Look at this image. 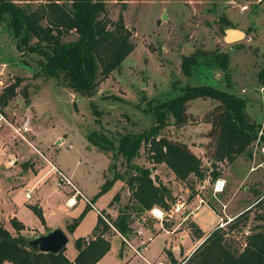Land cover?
I'll return each instance as SVG.
<instances>
[{"label": "rangeland", "instance_id": "1", "mask_svg": "<svg viewBox=\"0 0 264 264\" xmlns=\"http://www.w3.org/2000/svg\"><path fill=\"white\" fill-rule=\"evenodd\" d=\"M24 1L20 2L24 4ZM39 1L41 0H30L29 4L34 7ZM104 1L111 18H117L121 13L124 23L131 29L134 47L118 68L99 80L97 90L90 96L75 93L57 79L41 73L36 62L39 55L21 54L14 45V40L0 26V93L8 83L18 82L14 87V94L6 104H0V113L12 122L20 120L33 109L30 104L32 99L38 118L42 121L41 125L45 128L43 132L47 136L46 143L50 147L41 148L37 143H34V146L41 148L51 161L55 149L61 161L70 166L75 165L77 172L83 176L87 184L88 189L82 191L90 203L93 201L92 190L97 186L99 188L102 182L112 178L116 173L121 174L122 178L115 179L113 184L102 195L100 194L103 202L108 198L100 209V215L110 219L114 217L112 215H115L116 208L132 201L131 190L126 183V177L132 170L125 164L123 158L116 154L115 149L111 148V144L117 142L121 132H136L148 128L154 118L146 108H149L151 103H155L156 99L174 97L179 94L180 88L188 84L201 83L205 78L215 86L244 96L247 99L246 111L250 119L264 124V86L258 76L260 71L264 72V0ZM226 20H229L231 25H227ZM231 26L243 30L244 36L239 40L227 42L223 38L224 30ZM75 37L76 33L70 31L63 36V39L70 40ZM218 51L228 54V68L225 71L229 81L225 79L224 71L213 59H210L209 55ZM190 54H198L199 60L205 62L206 77L202 76L201 79L195 72L189 75L183 71L182 58ZM23 88L26 90L23 91ZM152 97L154 100H151ZM216 103V99L208 96L192 97L186 103V122L176 124L171 117L161 129V133L168 138L184 142L192 151L198 153L204 167L203 179L192 174L185 180L176 178L165 163H154L148 158V145L145 143L140 146L138 155L133 159V162L140 165L154 167L152 176L155 181H162L172 191L173 200L170 201L172 207L169 209L173 211L163 212L162 218L152 214L153 217L170 229L178 224L180 229L190 231L193 236L195 229L189 225V218L183 219L189 207L199 205V197H203L205 203L222 213L223 206L220 201L226 200L229 196L226 191L214 192V181L209 182L208 154L211 123L208 117L209 111ZM27 107L30 109L27 110ZM95 109L98 111L96 112ZM62 131H64V142L52 143L51 135L57 132L62 134ZM89 132H92L94 138L105 146L88 140L86 135ZM260 145L253 143V156L250 159L239 158L246 160V163L250 160L256 166L264 155ZM80 152L89 155L77 164L76 160L80 158ZM33 153L39 157L40 164H46L36 152ZM1 158L2 156H0V165ZM227 164L229 163L220 165L225 172L228 171ZM257 169L253 172L258 171L261 193L260 195L254 193L248 199L253 202L246 211L247 219L244 221L241 218L232 227L223 225L227 230L226 241L234 249L240 250L243 247L247 233L263 230L264 219L261 218V213L264 209V197L259 202H255L264 195V166H259ZM250 183L248 176L239 187V197L244 195V185ZM45 186L51 190V193L54 192L50 181L47 180ZM17 193V199L24 198V191L21 188L16 191ZM31 193L32 199L29 202L34 203L38 194L34 187ZM115 194L118 198H114ZM93 202L100 207L97 200ZM237 202L242 201L238 198L234 203ZM90 203L86 201V204ZM229 205L230 203L226 212L234 206L228 207ZM175 206L178 208L175 209ZM20 209L24 215H28V212L32 213L31 210L34 212L32 205L29 204L23 203ZM142 215L145 224L152 223L153 218L150 214ZM211 215L207 207L199 210L197 219L203 228L211 225ZM135 221L138 224L139 220ZM230 221L232 223L233 220ZM85 223L87 220H84L83 224ZM150 235L152 239L142 251L143 254L151 261H166L167 258L169 262L171 256L161 252L164 235ZM203 240L204 235L198 239L199 243ZM189 244L191 241L188 238L183 240V249ZM73 247L74 241L70 237L66 248L69 251ZM119 248V238H113L100 264H122L118 255ZM133 264L145 263L136 257Z\"/></svg>", "mask_w": 264, "mask_h": 264}, {"label": "trees", "instance_id": "2", "mask_svg": "<svg viewBox=\"0 0 264 264\" xmlns=\"http://www.w3.org/2000/svg\"><path fill=\"white\" fill-rule=\"evenodd\" d=\"M20 1L23 0H0L1 29L14 40L21 54L39 55L36 62L41 73L57 79L75 93L92 95L97 90L99 80L118 68L134 47L131 29L124 23L121 13L117 18H111L104 0H41L34 7L29 4L30 0H25L24 4ZM225 23L231 25L229 20ZM70 31H74L76 37L64 40L63 36ZM209 56L224 71L225 79L229 81L225 71L228 68V54L218 51ZM198 57V54L183 56L181 67L186 74L195 72L200 78L206 77V64ZM258 76L264 85V72L260 71ZM17 85L18 82L13 81L1 91V105L6 104ZM195 96H208L217 100L208 117L211 123L208 154L210 182L219 176L220 165L238 157L250 159L253 156V143L264 144V124L250 119L244 96L215 86L205 78L201 83L188 84L180 88L176 96L156 99L146 108L154 118L148 128L121 132L117 142H112L111 148L132 170L126 177L132 201L117 208L116 216L108 219L109 222L99 215L93 236L88 239L79 236L74 240L77 254L73 260L65 255V247L58 252L30 247L26 242L28 238L19 233L24 225L16 218H10L17 234H11L0 225V264L4 261L7 264H94L110 248V236L104 233L109 232L112 226L128 238L133 231L134 220H143L145 224L142 214L153 216V207L172 212L173 209H169L170 201L173 200L171 189L162 181H155L152 176L154 167L140 165L133 159L145 143L148 145V158L154 163H165L176 178L185 180L191 174L199 179L204 178L201 157L186 143L172 140L161 133L171 117L173 123L186 122V103ZM91 104L94 106L93 101ZM86 137L95 144L105 146L94 138L92 132L87 133ZM117 178H122V175L116 173L106 179L95 196L106 191ZM114 198H118V195L115 194ZM251 206L235 215L231 219L232 223L227 221L226 225L235 226L241 218L245 221L246 211ZM32 209L43 220L39 206L33 204ZM261 218L264 219V209ZM189 225L195 229V236L203 234L194 221L190 220ZM262 227L263 230L247 233L244 245L239 250L232 248L226 241L227 230L217 225L190 254L180 261L174 259L172 264H263L264 225ZM166 252L169 257L172 256L170 251Z\"/></svg>", "mask_w": 264, "mask_h": 264}, {"label": "crops", "instance_id": "3", "mask_svg": "<svg viewBox=\"0 0 264 264\" xmlns=\"http://www.w3.org/2000/svg\"><path fill=\"white\" fill-rule=\"evenodd\" d=\"M30 104L33 108L32 110L35 112L31 110L33 114L31 111L26 113V117L30 119V129L25 134L31 143L18 138L7 124L0 121V156H2L0 165V225L7 229L11 234H17V230L14 229L10 223V218H16L24 225V227L19 230L22 235H29L32 237L34 234L46 232L48 229L54 227H60L66 233L68 240L72 237L74 241L79 236L88 239L93 236L94 226L101 213L100 209L103 208L105 205L104 203L108 199L107 198L103 202L100 195L95 196L103 182L100 184L99 188L97 186L91 191L92 200H97L100 207L96 206L93 201H91L92 204H86V201L80 195L72 197V199L75 198L73 204L67 203V199L72 193L71 187H57L55 184L56 173L50 168V165L46 160L49 158L41 149L43 146L44 148L50 147V145L46 143L45 137L47 136H45L43 132V129L45 128L41 125L42 121L38 118L32 99H30ZM26 109L28 110L30 108L27 107ZM22 118L24 117H21V119ZM63 133L64 131H62V134L57 132L51 135L52 143L64 142L65 138L63 137ZM34 143H37L41 148H36ZM260 147L261 152L264 154V144H261ZM33 152H36L47 165L40 164L39 157L34 155ZM80 153V158L76 160L77 164H80L81 159L87 158V155H89L84 152ZM52 159L53 163L57 164L72 178L81 191L82 189H88L83 176L77 172L75 165L70 166L68 163L61 161L58 151L55 149ZM237 164H240L241 166H235ZM257 166H264V155L261 156L260 160L256 163V166L253 165L250 160L246 163V160L239 157L227 164L228 171L225 172L221 169L222 171L218 176L224 181V189L218 193H224V191H226L229 195L226 200L220 201V204L223 206V208H221L222 213L219 210H215L210 204L201 203L195 207L190 206L189 210L183 216V219L189 218V220L194 221L202 230L204 238L215 226H223L226 224L227 221L231 220L235 215L241 212L242 209H246L251 205L253 201L250 202L248 199L254 195V193L260 195L261 190L259 186L261 182L258 179V171L253 172V170H258ZM248 176H250L251 183L250 185H244V195L243 197H239V187ZM47 180L53 185V194L51 193V190L45 186ZM33 187L38 194L34 203H31L29 201L32 199L31 189ZM20 188L24 191V198H20L19 200L17 199L18 193L16 194V191ZM26 191H30L29 197L26 196ZM238 198L242 201L240 202L241 204L238 203L239 201L237 204L234 203ZM232 200L234 201L231 202ZM246 201H248V203H246ZM23 203L38 205L41 209L43 220H41V218L32 210V213L28 212V215L22 214L20 208L23 206ZM229 203L230 205L228 207L234 206L231 210L226 212L225 210ZM204 207H207L208 212L212 213L210 220L211 225L206 228H203L197 219L199 210ZM116 214L117 208L115 215H111L115 217ZM152 218V223L149 225L144 224L143 220H139L138 224H136V221L134 220L132 223L133 231L128 238L121 235L113 226L109 232L104 233L105 235L110 236V245L113 238H119L120 248L118 255L122 260V264H133V260L136 257L140 258L145 264H153L158 261L163 262V264H172L174 259L177 261L182 260L200 244L198 239L203 235L199 238L198 236H193L190 231L180 229L178 224L170 229L165 227L162 224V221H158V219L153 216ZM84 220H87V223L83 224ZM150 234H152V236L155 234L164 235V246L161 252L167 256L166 251H171L173 255L169 258V262L167 261V258L166 261H151L143 254L142 251L152 239ZM186 238L191 241V244H189L186 249H183L182 243ZM64 253L70 260H73L77 254V249L74 245V247L68 251L65 245ZM104 255L94 264H100ZM172 258L173 260H171ZM1 264H7V262L4 261Z\"/></svg>", "mask_w": 264, "mask_h": 264}, {"label": "built area", "instance_id": "4", "mask_svg": "<svg viewBox=\"0 0 264 264\" xmlns=\"http://www.w3.org/2000/svg\"><path fill=\"white\" fill-rule=\"evenodd\" d=\"M0 121L7 124L12 130V132L16 134L17 136H19L21 139L27 141L28 143H31L25 134L30 129V119L28 117H24L20 120L12 122L8 120L2 113H0ZM46 160L48 161L50 168L56 173V180H55L56 186L57 187H63V186L71 187L72 193L68 197L67 203L73 204L75 202V198L72 199V197H75L76 195H80L85 201L90 203L89 199L84 194V192L80 190V188L74 183L72 178L64 170H62L57 164L53 163L49 159H46ZM223 187H224V181L222 180V178L217 177L213 182V191L214 192L221 191ZM26 196L27 197L30 196V191H26ZM198 201L200 204L205 203V199L203 197H199ZM174 208L177 209L178 207L175 206ZM151 213L154 214L158 218H162L163 216V210L159 207H153L151 209ZM104 218L107 222H109V220L106 217ZM153 264H163V262L158 261Z\"/></svg>", "mask_w": 264, "mask_h": 264}, {"label": "water", "instance_id": "5", "mask_svg": "<svg viewBox=\"0 0 264 264\" xmlns=\"http://www.w3.org/2000/svg\"><path fill=\"white\" fill-rule=\"evenodd\" d=\"M244 31L236 27H228L224 30V40L233 42L241 39ZM68 238L66 233L60 227L48 229L46 232L34 234L27 239V244L35 250L58 252L65 247ZM173 260V258L171 259ZM264 264V260H263Z\"/></svg>", "mask_w": 264, "mask_h": 264}]
</instances>
